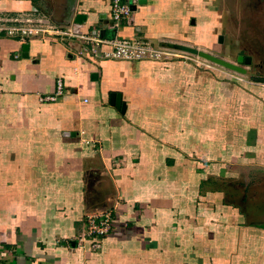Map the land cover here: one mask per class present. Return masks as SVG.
Returning <instances> with one entry per match:
<instances>
[{
    "label": "crops",
    "instance_id": "obj_1",
    "mask_svg": "<svg viewBox=\"0 0 264 264\" xmlns=\"http://www.w3.org/2000/svg\"><path fill=\"white\" fill-rule=\"evenodd\" d=\"M111 1L0 0V27L105 24ZM123 1L130 16L107 37L246 47L239 0ZM260 43L238 74L185 58L89 60L78 41L0 34V264H264ZM57 80L62 94L39 102ZM103 212L116 224L100 248L78 245L85 217Z\"/></svg>",
    "mask_w": 264,
    "mask_h": 264
},
{
    "label": "built area",
    "instance_id": "obj_2",
    "mask_svg": "<svg viewBox=\"0 0 264 264\" xmlns=\"http://www.w3.org/2000/svg\"><path fill=\"white\" fill-rule=\"evenodd\" d=\"M110 8V19L105 24L97 21H81L71 22L66 27H59L45 25L41 19L16 18L13 21L16 22V25L5 29L0 27V34L21 43L39 39L70 45L73 41H78L81 47L80 55H86L89 60L92 58L94 60L123 61H171L179 58L190 60L185 55L186 53H177V51L167 47L144 44L137 40L119 37L117 34L112 38L107 37L105 32L111 29L114 31L120 29L122 27L121 22L127 19L131 13V6L123 0H112ZM62 88V82L57 80L55 94L39 96V102L55 101L62 94ZM115 224L116 220L110 212L87 215L84 220L83 232L77 239L78 245H83L87 239H92L91 249L98 250L100 238L104 237Z\"/></svg>",
    "mask_w": 264,
    "mask_h": 264
},
{
    "label": "rangeland",
    "instance_id": "obj_3",
    "mask_svg": "<svg viewBox=\"0 0 264 264\" xmlns=\"http://www.w3.org/2000/svg\"><path fill=\"white\" fill-rule=\"evenodd\" d=\"M239 4L243 5L245 4V9L243 10L244 13L242 14V22H241V36L240 38L243 39V42H245L246 47L241 49L239 52V46L235 44H230L232 41H235L238 39V33L237 30L234 28L236 23L235 21L232 23V27H228V29H225L223 33L226 32L227 36V41L226 44L230 46L229 48L227 45H225V49L221 51V48L216 45L215 43V49L214 51H219L217 53L219 57L228 60L230 62H235L236 60V54H240L242 56L247 55V56H253V60L256 61L259 58L260 54V49L258 47L257 42L264 41V38L262 37L264 35V0H239ZM245 24V28L244 25ZM261 44V43H260ZM240 45V44H239ZM250 45V46H249ZM256 45V46H255ZM264 49V47H263ZM212 50V49H211ZM210 50V51H211ZM209 51V50H208ZM212 51L211 53H213ZM221 51V52H220ZM178 53V52H177ZM215 53V52H214ZM183 54V53H181ZM216 54V55H217ZM259 54V55H258ZM189 59L187 60L188 62H198L200 64H205V65H210L212 67L216 66L211 64L210 62H207L201 58H198L196 56H191L188 54H185ZM184 55V56H185ZM217 67V66H216Z\"/></svg>",
    "mask_w": 264,
    "mask_h": 264
},
{
    "label": "water",
    "instance_id": "obj_4",
    "mask_svg": "<svg viewBox=\"0 0 264 264\" xmlns=\"http://www.w3.org/2000/svg\"><path fill=\"white\" fill-rule=\"evenodd\" d=\"M85 18L87 20H90L91 17L81 15V16L77 17L75 22H80L81 20H83ZM221 42H222V36H219L216 45L220 46ZM168 48L169 49L178 50L180 52L189 54L191 56H196V57L201 58V59H203V60H205L207 62H210L213 65L219 66V67H221L223 69H226L228 71L235 72V73H238V74H244L245 73V69H243L240 66L241 64L249 65L251 63V58L248 57V56H238L236 58L235 62H230L228 60H225V59L217 56L218 55L217 53H219V51H214L215 48H212V51H214L215 54H212V53L207 52V51L199 50L197 48H193V47H190V46L179 45V44L168 45ZM24 49H26V47H24ZM110 103L112 105H115L117 108L120 105H122V104H120L119 95L115 96V94H111Z\"/></svg>",
    "mask_w": 264,
    "mask_h": 264
},
{
    "label": "bare ground",
    "instance_id": "obj_5",
    "mask_svg": "<svg viewBox=\"0 0 264 264\" xmlns=\"http://www.w3.org/2000/svg\"><path fill=\"white\" fill-rule=\"evenodd\" d=\"M159 46V45H158Z\"/></svg>",
    "mask_w": 264,
    "mask_h": 264
}]
</instances>
